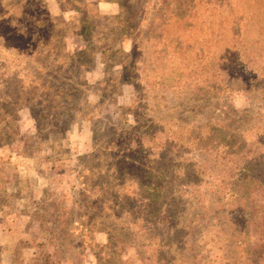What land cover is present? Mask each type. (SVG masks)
I'll use <instances>...</instances> for the list:
<instances>
[{"label":"rangeland","instance_id":"obj_1","mask_svg":"<svg viewBox=\"0 0 264 264\" xmlns=\"http://www.w3.org/2000/svg\"><path fill=\"white\" fill-rule=\"evenodd\" d=\"M161 1L0 0V264H251L264 0Z\"/></svg>","mask_w":264,"mask_h":264},{"label":"crops","instance_id":"obj_2","mask_svg":"<svg viewBox=\"0 0 264 264\" xmlns=\"http://www.w3.org/2000/svg\"><path fill=\"white\" fill-rule=\"evenodd\" d=\"M46 1L48 4V10L51 15L56 16L59 14L63 15L65 13H68L67 11L69 10V6L67 2L69 0H46ZM76 1L84 2L86 12L91 17H92V7L96 8L97 19H95L96 22H94L96 24V29L98 28V25L99 24L102 25V23L113 24L116 21V19H118L122 9L121 8L122 0H76ZM62 7H64L65 9H63ZM75 10H76L75 8L72 9L73 14H75ZM114 10L115 12H113ZM69 13L72 14L71 12ZM114 13H116V15ZM79 21L81 25L85 24L80 19ZM94 31L96 30L94 29ZM104 31H105L104 33H107L106 29H104Z\"/></svg>","mask_w":264,"mask_h":264},{"label":"trees","instance_id":"obj_3","mask_svg":"<svg viewBox=\"0 0 264 264\" xmlns=\"http://www.w3.org/2000/svg\"><path fill=\"white\" fill-rule=\"evenodd\" d=\"M216 0H207V1H203V0H163L161 1L160 5L162 7L166 6L168 3L170 2V5H177V6H185L186 8H188V11L193 10L196 4H199L201 2H205L207 4H212L213 2H215ZM161 10V9H160ZM186 13V12H185ZM189 15V13H187L184 17H182L180 14H177L175 12H171L169 17L172 20L175 21H180L184 18H187ZM254 174H248V173H244V177L245 180L248 179L250 180L249 184L251 186L252 184V178H253ZM242 199L238 202L239 204V208L238 211L235 210V215L238 218H241V211L243 210L244 207V203H243V199L245 198L247 200L246 197L242 196ZM242 245L240 244V249H242L243 247H241ZM249 260L251 262V264H264V239L260 240L257 242L256 247L251 249L250 252V256H249Z\"/></svg>","mask_w":264,"mask_h":264}]
</instances>
